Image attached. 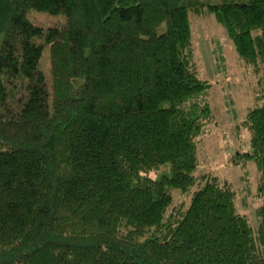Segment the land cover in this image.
Wrapping results in <instances>:
<instances>
[{"label": "trees", "instance_id": "obj_1", "mask_svg": "<svg viewBox=\"0 0 264 264\" xmlns=\"http://www.w3.org/2000/svg\"><path fill=\"white\" fill-rule=\"evenodd\" d=\"M190 13L264 68V0H0V264H264V105L233 158L259 173L252 222L195 175L213 112Z\"/></svg>", "mask_w": 264, "mask_h": 264}, {"label": "rangeland", "instance_id": "obj_2", "mask_svg": "<svg viewBox=\"0 0 264 264\" xmlns=\"http://www.w3.org/2000/svg\"><path fill=\"white\" fill-rule=\"evenodd\" d=\"M33 22L47 28L59 25L61 17L31 12ZM193 61L197 76L209 83L205 100L213 118L204 125L198 142V166L195 175L203 173L227 179L237 194L246 201L239 211L254 222V211L260 203L257 194L259 173L252 161L235 164L234 154L247 151L249 131L242 124L247 111L264 105V68L259 69L242 59L213 14L190 13ZM199 179L185 194L172 191L175 202H189Z\"/></svg>", "mask_w": 264, "mask_h": 264}]
</instances>
